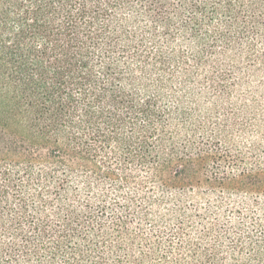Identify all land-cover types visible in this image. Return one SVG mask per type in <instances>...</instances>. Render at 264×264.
Segmentation results:
<instances>
[{"label": "trees", "instance_id": "obj_1", "mask_svg": "<svg viewBox=\"0 0 264 264\" xmlns=\"http://www.w3.org/2000/svg\"><path fill=\"white\" fill-rule=\"evenodd\" d=\"M0 264H264V0H0Z\"/></svg>", "mask_w": 264, "mask_h": 264}]
</instances>
